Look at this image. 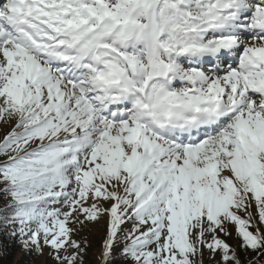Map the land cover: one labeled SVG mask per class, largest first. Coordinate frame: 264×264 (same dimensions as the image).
I'll return each instance as SVG.
<instances>
[{
    "label": "snow or ice",
    "instance_id": "snow-or-ice-1",
    "mask_svg": "<svg viewBox=\"0 0 264 264\" xmlns=\"http://www.w3.org/2000/svg\"><path fill=\"white\" fill-rule=\"evenodd\" d=\"M0 125L42 264H264V0H0Z\"/></svg>",
    "mask_w": 264,
    "mask_h": 264
},
{
    "label": "trees",
    "instance_id": "trees-1",
    "mask_svg": "<svg viewBox=\"0 0 264 264\" xmlns=\"http://www.w3.org/2000/svg\"><path fill=\"white\" fill-rule=\"evenodd\" d=\"M35 258V254L26 253L19 243L9 239L7 235H0V264H35ZM86 264H90V255L86 259ZM205 264H208L207 258Z\"/></svg>",
    "mask_w": 264,
    "mask_h": 264
},
{
    "label": "rangeland",
    "instance_id": "rangeland-1",
    "mask_svg": "<svg viewBox=\"0 0 264 264\" xmlns=\"http://www.w3.org/2000/svg\"><path fill=\"white\" fill-rule=\"evenodd\" d=\"M7 128L0 125V136L5 134ZM81 236L86 237L87 240L91 243L92 247L89 251L90 255V264H98V258L95 255L100 248L102 247L103 239H104V222L101 221L98 225H89L87 228L83 230ZM235 242V241H232ZM23 249V248H22ZM24 250V249H23ZM47 250H45V256L35 258V264H42L43 261L47 260ZM50 261H47L49 263Z\"/></svg>",
    "mask_w": 264,
    "mask_h": 264
}]
</instances>
